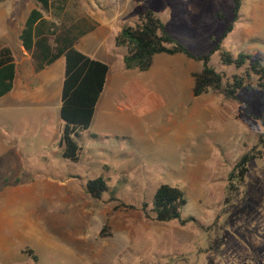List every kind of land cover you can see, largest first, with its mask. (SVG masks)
<instances>
[{
  "label": "rangeland",
  "instance_id": "374dc122",
  "mask_svg": "<svg viewBox=\"0 0 264 264\" xmlns=\"http://www.w3.org/2000/svg\"><path fill=\"white\" fill-rule=\"evenodd\" d=\"M240 1L234 22V0H130L135 13L125 12L121 26H134L139 14L152 9L178 41L202 55L215 46L211 37L219 39L234 22L223 49L235 56L248 52L264 63V0ZM34 8H41L35 0H0V48L7 33L4 9L12 10V31L18 33ZM98 9L102 0H65L42 12L56 36L70 32L76 48L93 55L98 44L90 25ZM114 44L112 37L101 52L110 56L111 74L123 75L128 84H117L108 106L97 109L90 129L81 133L77 163L62 157V127L49 99H5L0 264H264V157L249 164L246 201L239 204L240 192L231 193L228 181L241 156L264 140L256 119L264 118V90L241 93L248 112L214 93L195 97L193 74L201 62L158 55L149 71L128 70L119 54L126 48L115 53ZM13 51L21 62L31 56L20 45ZM211 64L233 72L219 52ZM140 83L149 96L140 93ZM53 88L49 82L42 87L48 93ZM98 177L109 191L94 199L86 184ZM161 184L185 192L181 214L202 227L146 215L144 205L151 208Z\"/></svg>",
  "mask_w": 264,
  "mask_h": 264
},
{
  "label": "trees",
  "instance_id": "16d2710c",
  "mask_svg": "<svg viewBox=\"0 0 264 264\" xmlns=\"http://www.w3.org/2000/svg\"><path fill=\"white\" fill-rule=\"evenodd\" d=\"M35 1L43 10L50 12L54 4L59 5L64 0ZM234 1L235 22L241 1ZM41 8L30 11L19 38L23 49L31 54L38 70L51 65L60 57L65 59L60 109L64 126L58 145L63 159L77 163L82 150L81 133L90 129L96 106L105 88L109 66L79 51L75 47L76 39L70 38L68 33L65 37L56 36L53 24L45 19ZM234 22L227 27L219 39L211 37V42L215 46L208 54L197 55L190 52L170 33L167 24L152 9H147L139 15L134 26H124L121 29L116 37V46L126 48L124 64L128 70L147 72L158 55H184L201 62L202 69L193 74V95L199 97L214 93L219 95L224 103H235L248 112L249 106L242 99L241 93L264 90V63L248 52H240L235 56L232 52L223 49L221 44L233 31ZM53 37L55 44H52ZM217 52L222 65L233 69L230 75L227 70L219 71L211 64L212 56ZM15 77L16 64L12 51L3 46L0 48V98L13 89ZM250 117L253 115L250 114ZM256 119L261 120L264 126V118L256 117ZM260 144L264 145V140H260L250 151L241 156L228 177L229 191L233 194L240 192L239 204L248 197V192L242 188L246 186L249 164L264 157V147L261 150ZM86 190L92 198L100 199L109 191V186L103 177H98L88 181ZM232 199L234 196L227 197L225 204L233 205ZM186 205L187 199L182 189L161 184L153 196L151 208L147 210L145 204L144 211L149 218L160 223L178 221L185 226L193 222L202 227L196 218L182 216L181 211ZM205 229L210 230L211 227Z\"/></svg>",
  "mask_w": 264,
  "mask_h": 264
},
{
  "label": "crops",
  "instance_id": "0c3cea01",
  "mask_svg": "<svg viewBox=\"0 0 264 264\" xmlns=\"http://www.w3.org/2000/svg\"><path fill=\"white\" fill-rule=\"evenodd\" d=\"M129 1L130 0H111V1L102 0V9H98L96 12L92 11L93 13L92 16H94L93 19L95 20V24L90 25L91 26L90 33H93L95 34V36H97L98 51L93 55L92 54L90 55L86 52L84 54L88 55L92 59L102 61L107 65L109 64L110 56L108 55V52L102 53L101 50L105 48L108 40L113 37L115 43L114 47L116 49L115 53H118V47L116 46V37L120 33L121 29L124 27L121 26V21L124 18V13L127 11L129 13H135L133 11V8H131V4L129 3ZM26 19L23 21L20 31L18 33H15L12 31L14 25L13 12L12 10L4 9V23L7 26V33L4 34V47L9 48L12 51V55L14 57L16 64V77L13 83V89L8 94L0 98V159L3 158L4 156V134H3L4 105L7 106L6 105L7 100L5 99H8V97H12L17 102L24 101L25 99L31 101L45 102L47 101V99H49L50 104H52L51 105L52 111L54 115H56L57 126H59L60 128L62 127L61 129H63L64 126V122L63 121L61 122L60 120L61 119L60 109H61V95H62L63 83L65 78V59L64 57H60L51 65L46 66L44 69L41 70L37 69L34 59L32 58V56L27 55L29 53L23 49L22 43L19 38ZM114 28H116L117 34H115ZM69 33L70 32H68V35ZM75 42H76L75 45L76 47L77 40H75ZM17 45H20L22 51L27 55L24 57L22 62L18 60V57L13 51V49L17 47ZM126 53L122 51L119 54L120 56L123 55L124 58ZM57 63L60 64L58 68L55 66ZM23 65L25 67H23ZM123 77L124 76L120 75L119 73L111 74V68L109 66V72H108L105 88L96 106L95 113L97 112V109L99 108L103 109V107L108 106L110 100L109 98L113 93V91L117 89V84H120V82L123 81L124 84L125 83L128 84L127 82L128 78H123ZM38 80H41V84L40 86H37V88H35ZM43 80H45L44 81L45 83L49 82V84L54 85V88L51 91H49V93L46 90L42 89V87L45 85V83H42ZM142 83H140L142 87L141 88L138 87V90L142 95L149 96L147 94V89L145 85ZM132 86H137V83L132 84ZM105 94H106V98H103ZM3 99H4V104L2 102ZM16 115L18 118L23 117L24 112L20 111L19 108H17ZM135 121L139 123L138 120ZM132 124L135 126L133 120H132ZM60 130H59L58 140H60L61 138L62 131L60 133Z\"/></svg>",
  "mask_w": 264,
  "mask_h": 264
}]
</instances>
